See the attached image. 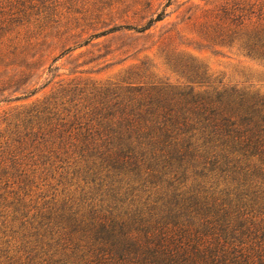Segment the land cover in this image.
Here are the masks:
<instances>
[{"label":"trees","instance_id":"obj_1","mask_svg":"<svg viewBox=\"0 0 264 264\" xmlns=\"http://www.w3.org/2000/svg\"><path fill=\"white\" fill-rule=\"evenodd\" d=\"M203 13L209 39L264 66V0ZM62 92L60 109L44 100L8 122L0 168L36 127L84 194L38 204L0 190V225L13 238L18 222L23 242L0 264H264V93L210 75L198 88L129 77Z\"/></svg>","mask_w":264,"mask_h":264},{"label":"rangeland","instance_id":"obj_2","mask_svg":"<svg viewBox=\"0 0 264 264\" xmlns=\"http://www.w3.org/2000/svg\"><path fill=\"white\" fill-rule=\"evenodd\" d=\"M212 1L0 0V132L44 100H55L52 112L60 109L70 97L61 98L63 89L129 77L198 88L210 75L215 83L264 93V66L207 36L203 10ZM160 12L162 19L147 25ZM39 131L32 130L36 139L27 140L13 166L7 161L0 168L1 192L28 194L38 204L83 195L71 161L55 158L48 144L42 147ZM17 223L13 238L0 225V249L14 253L23 244Z\"/></svg>","mask_w":264,"mask_h":264}]
</instances>
